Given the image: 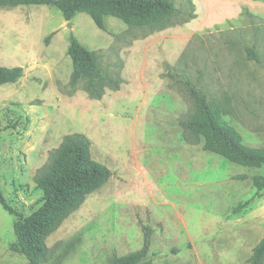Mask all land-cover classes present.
<instances>
[{"label":"rangeland","instance_id":"rangeland-1","mask_svg":"<svg viewBox=\"0 0 264 264\" xmlns=\"http://www.w3.org/2000/svg\"><path fill=\"white\" fill-rule=\"evenodd\" d=\"M172 1L180 10L163 28L107 16L99 29L86 13L66 20L47 5H0V65L23 69L0 85L6 202L24 215L37 207L35 173L68 134H84L112 172L47 237V264H110L141 248L146 229L151 264H248L264 236V190L254 197L252 182L264 167L193 142L180 125L190 102L177 81L220 102L244 145L264 148V0ZM71 35L115 81L100 98L71 80ZM14 219L0 204V264L27 261L10 249Z\"/></svg>","mask_w":264,"mask_h":264},{"label":"trees","instance_id":"trees-1","mask_svg":"<svg viewBox=\"0 0 264 264\" xmlns=\"http://www.w3.org/2000/svg\"><path fill=\"white\" fill-rule=\"evenodd\" d=\"M0 5H47L58 9L66 20L74 19L78 13H86L99 29H105L107 16L131 25L163 28L166 19L180 10L172 0H0ZM247 50L250 57L258 59L253 48ZM68 54L73 65L72 82L86 80L94 97H101L105 82L115 84L113 79L103 74L95 52L87 49L74 35L70 36ZM22 75L20 66L0 65V85L14 83ZM177 81L184 86L190 102L180 125L186 134L196 138L193 142L202 137L204 150L216 152L247 167H264V148L244 145L238 131L223 118L220 102L213 100L189 79L178 78ZM111 175V170L105 164L92 158L90 141L84 134L66 135L50 153L47 163L35 173V186L42 191V195L34 210L27 215L15 212L0 190L1 207L15 216V240L10 244V249L24 255L27 260L25 264H47V237L84 202L88 194L105 184ZM252 182L254 197L260 196L264 190V174L254 175ZM251 200L245 201L240 207L246 206ZM150 233V229L145 230L141 248L115 256L110 264H151L146 259L150 249ZM248 264H264V236L253 247Z\"/></svg>","mask_w":264,"mask_h":264}]
</instances>
